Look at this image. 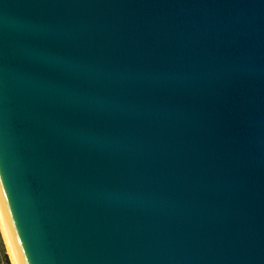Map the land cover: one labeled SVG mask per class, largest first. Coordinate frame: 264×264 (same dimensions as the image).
I'll return each mask as SVG.
<instances>
[{
	"label": "water",
	"instance_id": "1",
	"mask_svg": "<svg viewBox=\"0 0 264 264\" xmlns=\"http://www.w3.org/2000/svg\"><path fill=\"white\" fill-rule=\"evenodd\" d=\"M0 205L20 264H264V0H0Z\"/></svg>",
	"mask_w": 264,
	"mask_h": 264
},
{
	"label": "bare ground",
	"instance_id": "2",
	"mask_svg": "<svg viewBox=\"0 0 264 264\" xmlns=\"http://www.w3.org/2000/svg\"><path fill=\"white\" fill-rule=\"evenodd\" d=\"M0 226H1L2 232L4 233L5 240H6L9 252L12 257L13 264H20L18 261L16 252H15L14 246H13V242H12V239H11V236H10L7 224H6V220H5L1 205H0Z\"/></svg>",
	"mask_w": 264,
	"mask_h": 264
},
{
	"label": "rangeland",
	"instance_id": "3",
	"mask_svg": "<svg viewBox=\"0 0 264 264\" xmlns=\"http://www.w3.org/2000/svg\"><path fill=\"white\" fill-rule=\"evenodd\" d=\"M5 252L8 256L9 263L13 264L11 254L9 252L4 233L2 232L1 226H0V264H4L3 258H2V253Z\"/></svg>",
	"mask_w": 264,
	"mask_h": 264
},
{
	"label": "trees",
	"instance_id": "4",
	"mask_svg": "<svg viewBox=\"0 0 264 264\" xmlns=\"http://www.w3.org/2000/svg\"><path fill=\"white\" fill-rule=\"evenodd\" d=\"M2 258H3L4 264H10L8 256H7V254L5 252L2 253Z\"/></svg>",
	"mask_w": 264,
	"mask_h": 264
}]
</instances>
